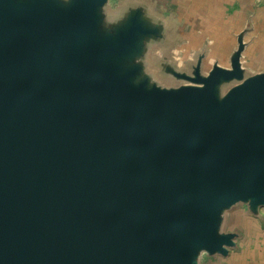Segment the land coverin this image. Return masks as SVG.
<instances>
[{
	"label": "water",
	"instance_id": "1",
	"mask_svg": "<svg viewBox=\"0 0 264 264\" xmlns=\"http://www.w3.org/2000/svg\"><path fill=\"white\" fill-rule=\"evenodd\" d=\"M138 5L0 15V264H194L190 250L231 242L207 211L264 205V71L219 98L244 73L237 49L231 68L179 74L193 84L133 85L108 59L155 33ZM103 9L123 27L56 70Z\"/></svg>",
	"mask_w": 264,
	"mask_h": 264
},
{
	"label": "rangeland",
	"instance_id": "2",
	"mask_svg": "<svg viewBox=\"0 0 264 264\" xmlns=\"http://www.w3.org/2000/svg\"><path fill=\"white\" fill-rule=\"evenodd\" d=\"M40 1H45L53 9L60 10L61 8L62 10L60 11L63 14L70 10L73 0H0V15L11 11L25 13L38 6ZM123 14L124 12L112 14V11L100 10L99 25L95 28L91 27L81 38L83 48L81 52L77 56L73 53L74 50L60 54L58 58L60 61L56 62L57 68L55 69L58 71L64 70L63 67H65L64 65L67 62L74 63L77 60L87 59L88 52L86 51V45L89 42L97 43L96 39L98 37L104 38L107 33L114 35L113 33L116 32V29L123 27L122 25L126 22V19L122 17ZM106 20H109L111 23H118L119 27L112 24L109 25L108 23L106 25ZM204 44H211V42L200 41L196 44V49ZM175 45L176 43L174 42H156L153 38H146L145 41L136 39L128 49L130 50L128 54L120 57L115 56L116 54L110 55L108 61L117 69L118 73H128L131 76L130 82L133 85L144 88L162 87L174 89L185 84H193L190 80L187 81V79L178 77L179 74L193 76L191 78H194V71L199 70L201 75H207L214 64L231 68L233 60L231 58L232 51L225 52L227 54L221 51L219 57L216 52H212V55L216 53L217 57H214L210 56V51L204 52V50L195 52L194 54L182 44V50L174 53ZM222 46L220 44L219 50H222ZM226 48L231 50L230 43H227ZM228 54L231 55L229 56ZM249 66L251 67L248 61V66H242L244 73L220 81L216 85L217 96L221 98L235 84L255 74L251 73L249 69H256V67L249 68ZM240 204L242 203L222 204L217 206V208L207 211L206 215L208 218L215 220L214 232L217 235L228 232L232 233L231 242L224 245L222 250L209 252L204 247L199 246L196 249L190 250L189 253L192 256L194 264H240V261L243 260L246 254L249 256L258 248V245H251V248H244L243 251L241 249L242 246L248 245L256 227L253 225L254 223L251 219L253 218L252 215L255 214L251 212V215V209L247 208V206L243 210V205ZM260 225L261 228H264V226L262 227L263 224L260 223ZM243 255L245 256L243 257Z\"/></svg>",
	"mask_w": 264,
	"mask_h": 264
},
{
	"label": "crops",
	"instance_id": "3",
	"mask_svg": "<svg viewBox=\"0 0 264 264\" xmlns=\"http://www.w3.org/2000/svg\"><path fill=\"white\" fill-rule=\"evenodd\" d=\"M136 3L146 12L141 24L156 28L154 35H146L148 39L176 43L174 53L182 50V44L194 54L204 50L214 57L216 53L219 57L221 51L224 54L232 51L233 55L239 49L242 66H248L249 61V68L256 67L249 69L251 73L264 71V0H123L124 7H135ZM159 25L163 27L161 31ZM200 41L211 44L196 49ZM227 43L231 50L226 48ZM220 44L222 50H219ZM240 44L243 47L240 48ZM212 52L216 53L212 55ZM240 205L243 210L247 206ZM255 208L250 213L255 214L251 213V219L256 229L248 245L241 249L251 248V245L258 248L249 256L243 255L240 264H264V228L260 227V223L264 226V205Z\"/></svg>",
	"mask_w": 264,
	"mask_h": 264
}]
</instances>
